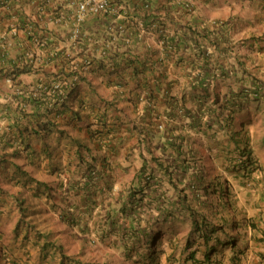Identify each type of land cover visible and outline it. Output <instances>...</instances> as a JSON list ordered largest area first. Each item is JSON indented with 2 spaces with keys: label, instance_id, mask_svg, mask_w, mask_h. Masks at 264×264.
Returning <instances> with one entry per match:
<instances>
[{
  "label": "trees",
  "instance_id": "trees-1",
  "mask_svg": "<svg viewBox=\"0 0 264 264\" xmlns=\"http://www.w3.org/2000/svg\"><path fill=\"white\" fill-rule=\"evenodd\" d=\"M123 1L132 5L137 17L143 18L144 26H158L159 39L166 51L173 52L181 43L184 44L186 54L185 57H179L178 62L185 60V93L180 98L169 96L166 122L159 114L153 120L154 132L150 144L146 146L149 160L123 189L120 197L118 212L129 219V224L125 226L126 233L120 232L122 243L114 246L124 249L127 256L139 257L143 264H161V253L156 251V245L172 243L176 238L179 243L175 249L188 253L185 264H223L222 258L214 259L213 256L220 251V247L230 246L235 251L243 236L239 232L240 222H229L226 212L233 205L231 197L234 193L217 168L223 166L225 171L240 173L247 178L261 170V166L256 168L252 132L247 126L252 115L264 111V78L251 68L250 56L237 54L233 63L225 60L235 51V46L231 45L226 36L228 21H216L212 27H201L194 20L185 24L181 35L170 37L164 31L170 10H163L162 16L155 15L151 7L152 0H110L111 7L119 4L123 13L127 9V4L121 3ZM172 1V10L178 8L185 13L190 12L186 3L184 5L180 3L181 0ZM48 2L49 0H0V78L10 79L14 86L20 88L19 91L23 92L21 94L27 97L24 103L29 102L37 107L46 104L50 113H56L60 105L61 109L67 105L68 96L76 90L79 81L85 79L88 73L102 69L107 59L119 57L118 51L108 54L106 49L107 54L101 57L87 55L85 43L88 34L102 20H105V29L116 34L115 36L122 34L121 30L127 31L129 25L121 14H115L112 9L103 15L89 13L81 27V35L76 40L78 47L83 50L78 51L75 56L71 52L63 55L67 58L66 63H70L69 70L62 76L56 74L52 81L49 80L51 82L44 83L40 88L36 84L24 89L18 78L32 71L36 57L34 49H46L50 45L45 34L40 32L42 21L35 18L39 14L30 12L24 4L33 3L39 9L38 12H42ZM215 50L225 57L214 63ZM60 56V52L55 53V57ZM56 85L59 87H55ZM172 87L173 84L163 85L158 80L149 86L147 95L142 98L145 100L143 115L154 113L151 106L153 101L163 93L169 95ZM21 105L20 109L25 111V107ZM68 111L69 106L63 112ZM45 115L50 116L49 113ZM177 120L180 121L178 124L175 123ZM104 134L109 136L110 130ZM261 147L264 150V135ZM86 151L89 156L92 155L89 147L78 148L80 160L85 158ZM141 155L145 157L144 154ZM97 173L93 166H89L81 181L85 179L86 183H91L95 181ZM76 182L80 181L68 184L70 187L63 191L64 195L62 191L53 193L51 189H45L46 197L53 201L48 205L42 197L36 201L39 207L45 209L41 210L42 215L52 206L57 214V222L63 226L72 229L77 227L81 232L93 233L83 223L84 216L80 212L68 210L70 206L67 204L66 194L78 188ZM37 183L35 181V187H38ZM21 198L22 196L16 197L10 193L4 197L0 195V240L7 245L12 244L13 240L15 242L22 232L21 238L31 231L29 221L24 220L28 216L24 214L31 213L32 205H21L17 201H21ZM108 215L112 227L116 222L123 225L124 222H119L115 214ZM261 218H258L259 223L255 218H249L247 225L255 232L251 233L252 241L245 246L246 250L242 249L232 255L227 264H237V260L240 261L239 255L248 251L249 255L251 250H254L253 264H264V216ZM179 230L186 234L184 249V238L179 236ZM172 231H175L174 234H171ZM39 233L41 236L36 239L37 245L41 242L40 237L44 241L47 239V242L38 245L42 250L57 247L48 240L49 232L45 233L43 230ZM220 233L224 238L219 236ZM234 233L237 234L233 235ZM196 243L198 246L193 250ZM57 250L61 256L59 264H88L80 257L62 253L61 248ZM44 253L45 250L42 252L43 256ZM172 257L169 254L168 259L173 261Z\"/></svg>",
  "mask_w": 264,
  "mask_h": 264
},
{
  "label": "crops",
  "instance_id": "crops-1",
  "mask_svg": "<svg viewBox=\"0 0 264 264\" xmlns=\"http://www.w3.org/2000/svg\"><path fill=\"white\" fill-rule=\"evenodd\" d=\"M121 3L127 4V9L122 13L119 4L114 5L115 14H121L129 25L128 30H121L123 33L115 36L105 29V20L101 24L95 22L97 25L85 43V53L91 57L104 56L107 54L104 49L108 54L118 51L119 57L107 59L102 69L88 73L79 81L76 90L68 96L67 105L62 109L60 105L56 113H50L46 104L37 107L24 103L27 97L21 94L20 88L10 79L0 78V195L22 196V202L19 199L18 203L28 207L42 197L48 205L53 201L46 197L45 189L62 193L68 190V184L80 181L76 182V190L66 194L68 210L84 216L83 223L89 226L98 242L111 237L113 245L122 243L120 232L126 233L125 226L129 224V219L118 212L120 197L149 160L146 146L154 132L153 120L159 114L166 122L169 96L180 98L185 93V60L178 62L179 57H185L184 44L173 52L166 51L159 39L158 26H144L145 21L137 17L132 5L127 1ZM172 3V0L151 3L155 15L162 16L163 10H170L165 21L166 34L181 35L185 24L194 20L201 27L228 21L226 36L235 51H229L225 60L233 63L237 54L250 56L249 64L253 67L252 53L257 47L254 38L257 32L264 33V0H181L189 13L178 8L172 10ZM24 7L39 14L35 18L42 21L40 32L50 45L46 49L31 48L36 53L35 65L31 72L18 79L24 89L36 84L40 88L56 74L62 76L69 70L70 63L63 56L66 52L75 56L83 50L71 34L75 0H49L40 13L33 3ZM58 52L61 56L55 57ZM224 57L214 51V63ZM157 80L173 87L169 95L163 93L153 101L154 113L143 115L145 100L142 98ZM21 104L25 111L20 109ZM67 106L69 111L63 112ZM108 129L109 136L104 134ZM79 147H89L92 155L86 151L85 158L80 160ZM89 166L98 173L95 181L86 183L81 179ZM33 180L38 182V187ZM108 213L115 214L123 225L116 222L112 227ZM252 252L239 255L237 264H253Z\"/></svg>",
  "mask_w": 264,
  "mask_h": 264
},
{
  "label": "rangeland",
  "instance_id": "rangeland-1",
  "mask_svg": "<svg viewBox=\"0 0 264 264\" xmlns=\"http://www.w3.org/2000/svg\"><path fill=\"white\" fill-rule=\"evenodd\" d=\"M256 48L254 53H252V69L257 72L259 76L264 78V33L262 31L257 32L255 35ZM264 111L251 116L250 124L247 128L252 132L253 137V152L256 156V168L261 166V170L252 174L250 178L243 177L242 174H236L225 171L224 167L221 166L217 168L223 174L224 180H227L230 184L232 192L234 193L232 198V207H230L226 214L229 218L230 224L234 222H240L239 232L242 234L243 238L239 243L238 247L234 251L230 246L220 247V251L213 256L214 259L222 258V263L227 264L231 260V256L238 253L248 242H251V231L247 223L250 221L249 218H255L254 220L259 223V217L264 216V150L261 147V140L264 135ZM239 175V176H238ZM215 200L217 197H213ZM50 207L46 214H41V210H45L44 207H39L38 204H32L30 209V214L28 219L29 227L31 231L25 237L21 236L16 239V241L7 245V243H2L0 240V264H59L60 252L57 249L62 250L69 256L80 257L83 261L88 264H143L141 259L137 256H127L125 250L122 248H116L110 241L105 240L103 242H98L92 233L81 232L79 228H68L60 224L57 219V214L54 212V208ZM51 210V211H50ZM262 219V218H261ZM39 228V229H37ZM45 231L49 232L50 236L48 240L54 242L57 247H50L45 250V255H42V248L38 245H42L43 242H47V239L40 237V244L37 245L36 239L41 236L39 232ZM52 232V233H51ZM172 231L171 234H174ZM179 236L184 238L183 249L186 242V234L182 230L178 231ZM237 233H234L235 235ZM97 236V235H94ZM221 238L224 235L220 233ZM12 241V240H11ZM9 242V241H8ZM178 239H173L172 243L156 245V251L161 253V264H185V256L188 253L182 252V249H175L176 244H178ZM144 245V243H142ZM251 243H249V246ZM198 243L195 244L196 249ZM255 247V246H252ZM262 247V246H261ZM253 249V248H252ZM255 249V248H254ZM264 249V247H263ZM173 256L172 260L168 259V256ZM82 256V257H81ZM14 258V261H12ZM44 259V260H43ZM254 257H252V260ZM138 261V262H137ZM171 262V263H170ZM67 264H69L67 262ZM191 264V262H190Z\"/></svg>",
  "mask_w": 264,
  "mask_h": 264
},
{
  "label": "built area",
  "instance_id": "built-area-1",
  "mask_svg": "<svg viewBox=\"0 0 264 264\" xmlns=\"http://www.w3.org/2000/svg\"><path fill=\"white\" fill-rule=\"evenodd\" d=\"M116 8L111 7L110 0H75V13L72 21L71 34L76 41L81 35V27L89 13L105 14ZM55 87H59L56 85Z\"/></svg>",
  "mask_w": 264,
  "mask_h": 264
}]
</instances>
